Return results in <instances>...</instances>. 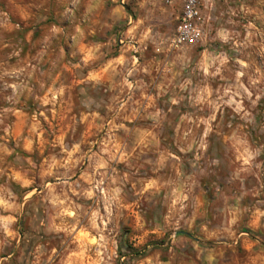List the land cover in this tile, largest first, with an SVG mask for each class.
<instances>
[{
    "label": "rangeland",
    "instance_id": "rangeland-1",
    "mask_svg": "<svg viewBox=\"0 0 264 264\" xmlns=\"http://www.w3.org/2000/svg\"><path fill=\"white\" fill-rule=\"evenodd\" d=\"M0 0V264H264V0Z\"/></svg>",
    "mask_w": 264,
    "mask_h": 264
},
{
    "label": "built area",
    "instance_id": "built-area-1",
    "mask_svg": "<svg viewBox=\"0 0 264 264\" xmlns=\"http://www.w3.org/2000/svg\"><path fill=\"white\" fill-rule=\"evenodd\" d=\"M204 2L205 0H184L172 39L175 48L194 46L204 38Z\"/></svg>",
    "mask_w": 264,
    "mask_h": 264
}]
</instances>
